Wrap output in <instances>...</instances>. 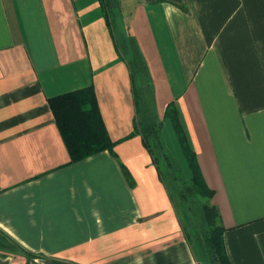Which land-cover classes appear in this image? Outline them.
I'll return each mask as SVG.
<instances>
[{
	"label": "crops",
	"instance_id": "1",
	"mask_svg": "<svg viewBox=\"0 0 264 264\" xmlns=\"http://www.w3.org/2000/svg\"><path fill=\"white\" fill-rule=\"evenodd\" d=\"M112 1L173 146L175 105L230 263L264 264V0ZM88 86L115 146L71 163L47 100ZM134 113L100 0H0V232L23 250L0 264H197L128 138Z\"/></svg>",
	"mask_w": 264,
	"mask_h": 264
},
{
	"label": "trees",
	"instance_id": "2",
	"mask_svg": "<svg viewBox=\"0 0 264 264\" xmlns=\"http://www.w3.org/2000/svg\"><path fill=\"white\" fill-rule=\"evenodd\" d=\"M100 2L115 51L129 71L135 113L133 130L128 138L140 136L160 182L173 206L180 210L181 229L194 250L197 264H231L223 243L224 228L219 213L211 205L213 191L203 180L195 155L187 144L175 105L167 106L164 119L175 131L190 171L188 179L182 175L163 142V122L156 115L151 80L138 46L132 37L124 34L122 43L117 41L109 19L110 5L107 0ZM47 101L71 163L105 151L113 154L115 143L110 140L103 124L92 86L51 97ZM123 170L130 179L124 167ZM0 251L10 254L23 252L19 244L3 232H0Z\"/></svg>",
	"mask_w": 264,
	"mask_h": 264
},
{
	"label": "rangeland",
	"instance_id": "3",
	"mask_svg": "<svg viewBox=\"0 0 264 264\" xmlns=\"http://www.w3.org/2000/svg\"><path fill=\"white\" fill-rule=\"evenodd\" d=\"M109 5H110V12H109V19L111 20V26L114 32V35L117 38V41L119 43H122L121 41H123L122 39L124 37H122V35L124 34V31L120 30V27L122 26L121 23L117 20L116 16H117V12H115V8H114V3L112 0H107ZM121 32L123 34H121ZM162 135V139L164 144L168 145L165 146L168 154L171 156L172 160L179 166L182 175L185 177V179H188L190 177V172L186 163V159L185 156L180 148V146L178 145V143H176V141L174 143H176V145H172L170 142L168 143V141L165 139V136L163 134Z\"/></svg>",
	"mask_w": 264,
	"mask_h": 264
}]
</instances>
